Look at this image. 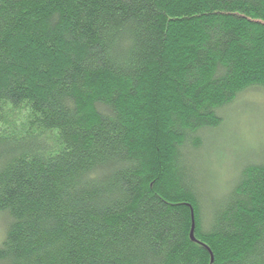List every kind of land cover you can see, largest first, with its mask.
Listing matches in <instances>:
<instances>
[{
    "label": "trees",
    "instance_id": "16d2710c",
    "mask_svg": "<svg viewBox=\"0 0 264 264\" xmlns=\"http://www.w3.org/2000/svg\"><path fill=\"white\" fill-rule=\"evenodd\" d=\"M254 89L264 0H0V264H264V163L185 161Z\"/></svg>",
    "mask_w": 264,
    "mask_h": 264
},
{
    "label": "rangeland",
    "instance_id": "374dc122",
    "mask_svg": "<svg viewBox=\"0 0 264 264\" xmlns=\"http://www.w3.org/2000/svg\"><path fill=\"white\" fill-rule=\"evenodd\" d=\"M218 116L222 126L204 132V147L185 158L190 174L213 201L232 189L247 165L264 163V92H244ZM3 226L0 220V239Z\"/></svg>",
    "mask_w": 264,
    "mask_h": 264
},
{
    "label": "water",
    "instance_id": "95a60500",
    "mask_svg": "<svg viewBox=\"0 0 264 264\" xmlns=\"http://www.w3.org/2000/svg\"><path fill=\"white\" fill-rule=\"evenodd\" d=\"M194 229H195V223H194V221H193V228H192V234H191V239H192V241H194L195 240V231H194ZM213 261H214V258H213V256H212V263H213Z\"/></svg>",
    "mask_w": 264,
    "mask_h": 264
}]
</instances>
